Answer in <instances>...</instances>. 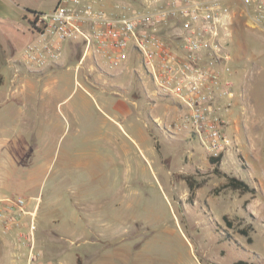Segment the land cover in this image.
<instances>
[{
  "label": "rangeland",
  "instance_id": "374dc122",
  "mask_svg": "<svg viewBox=\"0 0 264 264\" xmlns=\"http://www.w3.org/2000/svg\"><path fill=\"white\" fill-rule=\"evenodd\" d=\"M58 1L0 0V74L6 80L0 89V188L3 187L0 191L22 196L32 204L35 202L32 196L41 198L39 214L36 212L37 245L44 253L45 263L233 264L240 259H251L264 264V31L240 23L238 31L242 36L234 37L231 42L245 96L232 110L235 123L230 133L237 145L220 164L210 162L198 139H189L185 134L171 137L157 127L156 119L169 123L178 111L172 102L155 99L154 88L145 77L133 78L130 63L122 75L93 71L92 76H87L90 81L87 84L95 89L119 91L136 102L126 99L123 103L126 96H101L99 89L94 92L100 93L92 102L104 109L108 102L115 109H127V115L119 111L116 119L124 121L129 136L134 135L129 132L127 122L134 121L136 127L137 113L142 111L141 118L151 123V136L146 128L142 138L138 140L134 136L135 141L119 133L116 161L115 143L112 146L99 142L84 144L82 150L90 165L101 171V182L106 177L105 170L115 165L119 169L114 189L67 191L62 188L67 184L61 181L59 188L53 190L52 177L47 182L48 176L44 174L46 150L36 151L37 142L31 133L35 127L29 124L36 98L23 94L16 100L5 101V92L13 71L7 59L13 66V60L34 39L31 30L34 13L51 11ZM21 69L19 86L22 87L42 88L55 79L39 80L38 74ZM65 72L55 85L69 89L63 95L67 100L62 103L69 107L76 104L82 92L75 80L83 79L75 63ZM62 119L65 120L63 115ZM126 167L133 169V180L124 172ZM216 170L247 182L254 191L244 194L226 188L227 178ZM186 177L203 186L194 201L189 199ZM57 198L60 201L51 205ZM254 202L255 211L262 218L259 217L255 230L250 232L253 243H249L246 236L229 230L223 216H228L236 226L245 227L254 217L247 216L246 221L237 216ZM77 204L85 205L86 210L93 208L98 218H84V210L79 217L75 213ZM21 254L14 237L0 233V264H23L18 262Z\"/></svg>",
  "mask_w": 264,
  "mask_h": 264
},
{
  "label": "built area",
  "instance_id": "2783aa9c",
  "mask_svg": "<svg viewBox=\"0 0 264 264\" xmlns=\"http://www.w3.org/2000/svg\"><path fill=\"white\" fill-rule=\"evenodd\" d=\"M240 2L249 28L264 31V0ZM230 0H59L51 11L35 12L34 39L13 67L40 74L68 66L145 77L155 99L172 102L169 123L155 120L168 136L198 139L210 158H223L237 143L232 110L244 101V85L231 51L234 33ZM148 95V94H147ZM149 97V95H148ZM151 98V97H149ZM22 196L0 198V233L13 236L23 264H47L38 248L36 213Z\"/></svg>",
  "mask_w": 264,
  "mask_h": 264
},
{
  "label": "crops",
  "instance_id": "0c3cea01",
  "mask_svg": "<svg viewBox=\"0 0 264 264\" xmlns=\"http://www.w3.org/2000/svg\"><path fill=\"white\" fill-rule=\"evenodd\" d=\"M108 1L110 2L112 0ZM229 4L233 7L232 11L234 17V33L231 39L233 41L234 37H238V39L241 38L242 33L239 34L240 31H238V26L240 23H243L245 24V26H247V18L245 17L244 10L240 2H238L237 0H230ZM73 61L74 59L69 56L66 61V64H68V66L53 67L38 74L39 80H41L43 77H55L52 82H48L42 88H26L19 86L21 72L17 73L14 67L10 64V60L7 59V63L13 71L10 78L9 89L7 92H5V101L16 100L18 95L23 94L30 95L36 98L35 105H33L34 109L30 113L29 124L32 128L35 127V131L33 129L31 130V133L35 135V139L37 142L36 151H38L39 148H45L46 150L47 161L44 174L48 176L47 182L50 181V178L52 177L51 189H58L60 182L62 181L63 184H67V186H62V188H65L67 191H99L101 190V188L112 190L116 186L115 183L118 180L117 174L119 169H117L115 165V168L105 170L104 172L106 174V177L104 179V182H101V179H99V173L101 171H99L97 168H93L90 165L89 159L85 157V152L82 150V148H84V144L90 142H99L100 144L105 145L109 143L112 146V144L115 143V146H113V148L116 150L114 151V158L116 161V142L118 139V134H125L126 137H129L131 141H135L134 136L136 135V138L139 140L140 137L142 138L144 129L146 128V133L148 132L149 136H151V123L149 120L144 121V119L141 118L143 112L139 110L141 115L140 113H137L138 125L135 127L133 123L134 121L127 122V125L130 126L129 132L134 135L129 136L130 134L123 125L124 121L120 122L116 119L119 115V111L127 115L128 110L125 109L123 111V109H115L110 105L109 102L105 104V109L100 105L94 104L92 102V99L96 97L97 93H100L94 92H96L99 88L95 89L89 87L87 84V82H90L87 77L88 75H86V73H83V71H79L77 69L76 70L79 72V75L82 76L83 80L79 81L78 79H76L75 81L79 87H82L79 88L82 92L76 104H74L73 106L66 107L65 105H62V103L67 100H64L63 95L69 89L67 90V88H65L64 86L55 84L58 83L61 76L66 73L65 71H68L71 68L72 63H76L75 61ZM5 81L6 80L4 78L3 84L0 86V89L6 84ZM99 90L101 91V96H103L104 94L107 97L117 96L121 98L123 96H126L123 97V103H126V99L131 100L132 102H136V100L134 99H129V95L120 93L119 91H109L106 88H100ZM127 91L128 89H126V92ZM62 115L64 116L65 120L62 119ZM124 120H127L126 116ZM42 128H45V131H43ZM40 143L42 145L39 147L38 144ZM157 147L158 145H156V151H158L159 153V148ZM143 155H145L144 152ZM112 156V153H110L109 158L111 165L113 163ZM36 157L38 158L39 156ZM103 158L106 159L104 156ZM124 169V172L127 173V175L130 177V180H133V169L131 167H126ZM113 181L114 183H112ZM202 187L203 186L201 185V187L196 188L195 197ZM7 196L15 195H7L0 191V198ZM31 200L35 202L32 204L28 201V209L30 211H33L35 209L34 212H38L39 214L42 202L41 198L39 196H32ZM59 201L60 200H58L57 198L56 200H52L50 204L54 206ZM251 203H249L248 206L243 209L241 215L237 217H241L247 221V216H253L254 220L250 221L248 224L252 225L254 231L255 225L260 220L259 217L261 216H259L257 211H255L257 209L255 202L254 204ZM83 206L85 205H75V213H78L79 217L82 216L80 213L82 212V210H84V218L93 216H96L98 218L96 210H94L93 208L86 210ZM229 230L237 232V230L235 229ZM250 237L252 238L253 243V236ZM232 239H234V237H232ZM235 241L240 244L237 240ZM259 258L261 259V257ZM249 261L252 262L251 259ZM256 263L261 264L260 261Z\"/></svg>",
  "mask_w": 264,
  "mask_h": 264
},
{
  "label": "trees",
  "instance_id": "16d2710c",
  "mask_svg": "<svg viewBox=\"0 0 264 264\" xmlns=\"http://www.w3.org/2000/svg\"><path fill=\"white\" fill-rule=\"evenodd\" d=\"M79 56H80V51L77 52L76 50L73 52V54L70 55V57L73 58L75 62L78 60ZM3 81H4V77L0 74V86L3 84ZM221 160H222V158H210V162L213 165L220 164ZM216 171L218 174H221L227 178V183L225 184L226 188H231L232 190L240 191L244 194L254 191V189L247 182H245L241 179H238L236 177L229 176L225 173L220 172L219 170H216ZM185 180L190 187L189 199L191 201H194L195 194H196V188L201 187L202 184L199 183L197 185L190 177H186ZM223 219H224V221H225V223L229 229L237 230V232L239 234L246 236L248 238L249 243H252V238L250 237V232L253 231V227L251 224H247L245 227L241 228V224L236 226L234 224V222L229 219L228 216H224ZM228 237L231 239L230 234H228ZM234 264H258V263L254 262V261L250 262L249 260L246 259V260H238V261L234 262Z\"/></svg>",
  "mask_w": 264,
  "mask_h": 264
}]
</instances>
